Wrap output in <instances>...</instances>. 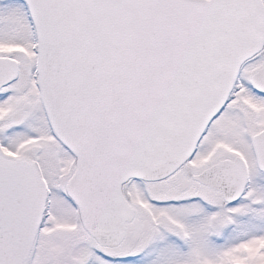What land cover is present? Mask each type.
I'll list each match as a JSON object with an SVG mask.
<instances>
[{"label": "snow or ice", "instance_id": "obj_1", "mask_svg": "<svg viewBox=\"0 0 264 264\" xmlns=\"http://www.w3.org/2000/svg\"><path fill=\"white\" fill-rule=\"evenodd\" d=\"M0 264H264V0H0Z\"/></svg>", "mask_w": 264, "mask_h": 264}]
</instances>
